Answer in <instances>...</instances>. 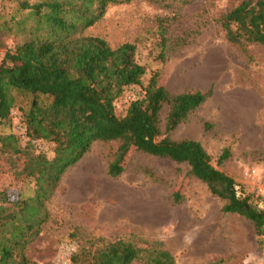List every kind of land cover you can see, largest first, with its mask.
Listing matches in <instances>:
<instances>
[{
  "label": "rangeland",
  "instance_id": "obj_1",
  "mask_svg": "<svg viewBox=\"0 0 264 264\" xmlns=\"http://www.w3.org/2000/svg\"><path fill=\"white\" fill-rule=\"evenodd\" d=\"M240 2L195 0L182 5L168 0L171 5L165 8L135 0L110 6L82 35L104 38L112 48L124 43L137 48V61L146 74L140 86L127 89L116 102L120 117L132 101L143 97L144 87L156 75L159 85L172 94L211 92L171 137L200 142L213 164L235 180L239 194L260 204L264 200L258 196L264 183V47L243 50L231 45L218 22L222 13ZM168 17L175 20L163 35L160 20ZM13 18L21 19L16 3L0 0V26L5 22L12 26ZM1 28L0 62L24 39L17 28ZM28 104V99L20 98L9 119H0V136L16 135L23 148L28 139L20 108ZM166 114L167 110L163 131ZM33 145L37 153L54 156L52 144L43 140ZM118 147L119 142H98L66 170L47 203L50 220L28 250L31 264H72L73 254L82 248L128 238L163 243L176 264H264V237L251 221L224 213V202L188 174V165L132 149L122 175L112 178L107 169ZM226 150L230 158L218 166ZM23 165V156L10 165L0 153V188L12 197L34 194L35 180L23 175Z\"/></svg>",
  "mask_w": 264,
  "mask_h": 264
},
{
  "label": "trees",
  "instance_id": "obj_2",
  "mask_svg": "<svg viewBox=\"0 0 264 264\" xmlns=\"http://www.w3.org/2000/svg\"><path fill=\"white\" fill-rule=\"evenodd\" d=\"M21 19L1 29L24 39L8 50L0 62V119H9L20 98L26 147L14 134L0 136L1 154L14 165L24 157L23 175L35 180L33 196L12 197L0 188V264H31L28 250L49 222L47 203L69 168L102 142H119L108 166L118 178L132 149L189 166L188 174L205 183L224 202L223 212L251 221L264 237V208L251 196L239 194L235 180L218 169L203 145L192 139L175 140L171 133L189 121L211 92L172 94L159 85L158 75L144 87V95L130 103L124 116L116 114V102L125 91L140 86L146 74L136 57L137 48L124 43L112 48L101 37L82 34L97 24L110 6L135 0H11ZM168 8V0H147ZM170 1V0H169ZM186 5L195 0H172ZM175 18L160 20L161 33ZM228 43L247 50L264 47V0H241L219 16ZM165 130H162V116ZM54 146V156L36 152L33 141ZM230 158L228 150L218 166ZM176 264L175 256L161 242L119 239L97 248H82L72 264Z\"/></svg>",
  "mask_w": 264,
  "mask_h": 264
},
{
  "label": "built area",
  "instance_id": "obj_3",
  "mask_svg": "<svg viewBox=\"0 0 264 264\" xmlns=\"http://www.w3.org/2000/svg\"><path fill=\"white\" fill-rule=\"evenodd\" d=\"M258 196L264 199V183H261L258 190ZM263 203V204H262ZM261 208H264V200L259 204Z\"/></svg>",
  "mask_w": 264,
  "mask_h": 264
}]
</instances>
